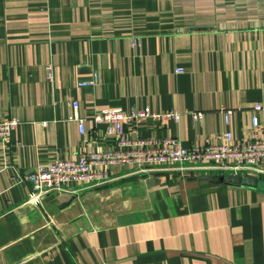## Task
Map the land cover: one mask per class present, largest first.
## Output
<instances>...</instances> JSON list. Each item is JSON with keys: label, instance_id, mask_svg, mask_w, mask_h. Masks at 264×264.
Returning <instances> with one entry per match:
<instances>
[{"label": "crops", "instance_id": "1", "mask_svg": "<svg viewBox=\"0 0 264 264\" xmlns=\"http://www.w3.org/2000/svg\"><path fill=\"white\" fill-rule=\"evenodd\" d=\"M95 74L96 85H80ZM255 104L264 0H0V122L20 121L0 142V264H264V176L250 187L222 172L113 165L110 182L70 184L41 206L25 180L40 164L115 150L107 124L93 121L106 109L177 111L179 121L124 133L192 147L226 132L236 145L263 140Z\"/></svg>", "mask_w": 264, "mask_h": 264}, {"label": "built area", "instance_id": "2", "mask_svg": "<svg viewBox=\"0 0 264 264\" xmlns=\"http://www.w3.org/2000/svg\"><path fill=\"white\" fill-rule=\"evenodd\" d=\"M138 44V38L133 40ZM48 79L53 80L52 67L48 68ZM98 75L93 79L80 83L82 86L96 85ZM75 111L70 118L79 122L80 132L85 133V119L80 118L77 111L79 103L74 101ZM255 112L264 111V104H255ZM253 117V125H259L258 114ZM231 110L225 112L226 124H229ZM195 121L203 119L202 113H194ZM174 120L179 121L181 114L177 111L158 113L146 107L133 108L125 112L120 108L106 109L95 115L93 121L107 124L108 133L114 136L115 150L82 151L73 159L57 160L50 164H40L36 170L25 177L30 184L29 202L41 206L45 195L52 192L66 191L70 184H78L82 189H92L111 181L109 166L136 164L143 171L157 172L163 170L207 171L224 174L252 177L264 176V136L261 141H253L243 145L233 143L231 132H226V140L221 144L195 145L185 147L177 139H129L123 130L125 124L142 120ZM20 121L17 118L0 122V142H9Z\"/></svg>", "mask_w": 264, "mask_h": 264}, {"label": "water", "instance_id": "3", "mask_svg": "<svg viewBox=\"0 0 264 264\" xmlns=\"http://www.w3.org/2000/svg\"><path fill=\"white\" fill-rule=\"evenodd\" d=\"M222 179L225 182L237 184V185H244L250 187H257L260 185V179L258 177H252V176L226 174L223 176Z\"/></svg>", "mask_w": 264, "mask_h": 264}, {"label": "rangeland", "instance_id": "4", "mask_svg": "<svg viewBox=\"0 0 264 264\" xmlns=\"http://www.w3.org/2000/svg\"><path fill=\"white\" fill-rule=\"evenodd\" d=\"M261 183H263V180H261Z\"/></svg>", "mask_w": 264, "mask_h": 264}]
</instances>
